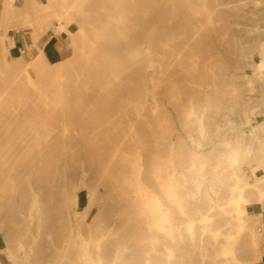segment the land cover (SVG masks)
<instances>
[{
	"label": "rangeland",
	"instance_id": "obj_1",
	"mask_svg": "<svg viewBox=\"0 0 264 264\" xmlns=\"http://www.w3.org/2000/svg\"><path fill=\"white\" fill-rule=\"evenodd\" d=\"M44 1L47 6L40 10L33 6L31 0V3L29 0L25 1L19 14L31 16L34 30L37 25L33 19L45 25L50 24L55 30L56 38L65 36L66 42L71 38L77 40L79 47L87 54V62H92L95 60H92V57H97L103 71H100L94 81L88 76L87 70H82V74L76 76L79 83L89 82L91 90L83 96L77 90L68 92H74L71 99L87 96V103L76 105L75 109L67 92H52L51 84L45 81L41 90L49 103L54 105L55 102L67 101L69 107L64 111L63 108L58 109L48 117L42 111H37L35 106H27L24 102L18 104L4 98L0 100V129L8 127L7 140L0 143V154L8 157L7 161L0 165V174L11 177V181L6 182L11 186L0 190L1 264H16L10 247H14L16 239L20 236L21 231L16 229L21 224L20 211H24V207L33 202L32 188L36 190L42 206V223L41 227L34 229L35 241L27 249V258L21 262L50 264L52 260L63 261L66 253L63 244L73 247L72 241L69 240L71 232L63 231L67 221L62 192L65 189L63 184L67 182L71 188H81L71 198L72 213L79 214L74 219L82 217V232L89 247H99L106 254L103 260L105 264L110 261L111 255L118 247L124 248L118 264H130L132 259L144 264L146 254L152 264H162L167 259L168 250L163 247L166 244L174 248L178 264H185L187 260L193 264H212L210 256L215 253L214 245L225 237L226 231L232 230L231 223L239 226L243 222L251 225L250 240L252 246L260 251V255L251 259V252L247 251L240 257L239 262L233 264H264V78L259 79L258 74H253L254 71L249 66V63L264 60V55H261V52L264 53V0H207L212 9L222 13L224 20L233 23L225 31L224 39L212 43L215 56L211 70L198 66L197 72L189 73L190 70L187 71L176 63L171 68L172 71H179L175 76L180 83L179 95L167 92L171 85L158 84L157 99L162 102L166 95L169 109L166 112H158L156 104L148 100L142 109V116L131 111L128 102L130 99L136 105H139L138 101L144 103L151 92V85L144 81V78L148 76L149 71H157L158 68L154 67L148 71L147 54L143 52L140 60H135L131 58L130 50L148 48L153 59L159 60L162 54L159 41L164 38L160 35L163 25L159 19L161 16H167L171 10L170 6H187V1L173 0L170 5L168 0H86L84 6L86 20L89 21L83 23L86 34L80 31L79 22L68 14H63V0ZM1 3L6 9L14 5L6 0H1ZM26 8L33 9L28 12ZM37 16H42L43 22L37 20ZM79 19L84 22L82 17ZM24 20L25 18L20 16L9 19V24L0 22V94L4 93L5 88H13L22 98L27 96L30 89L26 79L20 76L19 69L26 64V58L20 52L10 57L4 52L5 48H11L10 42L14 41V35L27 29L24 27L26 24H18ZM237 20L242 23L235 25L234 21ZM249 25L253 26L252 31ZM208 26L207 22L203 24L202 33H206ZM43 31L45 33L46 28ZM202 43L207 41L203 40ZM195 48L198 56H201V52L202 55L206 54L204 46L196 45ZM4 57L7 59L6 64ZM27 57L34 61L29 51ZM187 57L184 55L180 59L187 62ZM22 101L23 99L18 102ZM12 104H15L14 107ZM96 105L101 113L95 108ZM191 105L193 111L204 113L202 123L188 119L189 116L196 119L194 114H188ZM90 113L94 118L91 119L88 129H83L78 120L80 121L82 115ZM130 113L136 119V129L129 134V141L135 148L136 156L145 158L141 171L133 168V157L130 148L123 142V133L119 132L120 137L114 134L121 130L119 126H125ZM63 116L70 127L67 139L64 137V126L60 125ZM105 116L111 120V129L106 128ZM249 117L254 120L251 125H248ZM96 127L99 132L92 140L90 136ZM248 128L258 137L249 135L246 132ZM178 141L186 143L187 148L179 147L178 152L189 162L182 163L179 158H175V154L172 155L176 152ZM115 148L122 150L112 161L105 182H101L97 176L98 172H93L84 181L79 180L77 170L87 152L98 149L104 153L99 154L95 160L97 169L100 166L97 160L100 158L108 163V157H112L116 152ZM145 150L147 153L142 154ZM235 150L238 151L237 165L242 169L240 173L246 191L245 197L251 205L247 212H242L236 202H229L228 196L225 195L228 188L230 193L235 192V185L233 186V181L228 177L229 163L226 160V156ZM205 153L209 154L207 165L193 170L190 163ZM150 154L161 155L170 175H173L169 177L164 174L168 181L167 186L156 184L152 180L151 168L147 162V156ZM125 161H130L128 165H132V168L124 170ZM260 163L261 167L257 168ZM121 168L123 172L120 173ZM247 171H256L261 179L255 184L252 183L246 177ZM129 174L130 177L151 178V184H145L142 189L143 198L139 201H134L135 198H140L139 191L134 193L136 196H132L125 187L130 181L126 177ZM187 186L189 192L185 201L181 206L173 205L170 211L172 223L176 226L172 241L163 238L165 230L162 228L129 215L147 202L149 194H182ZM215 188L221 189V193H217L218 203L224 208H220V214H215V223H210V198L217 199V196L209 189ZM52 190L62 194L59 202L61 212L57 220L49 221L46 211L51 208V202L46 194ZM249 190L257 191V197H249ZM92 192L95 194L94 208L87 203ZM82 206L86 207L85 212ZM201 216L208 218L209 224L201 223ZM220 216L224 219H219ZM93 218L92 232L87 233L86 223ZM190 219L193 220L191 226L187 223ZM248 240L245 239L246 247ZM202 249L206 254L205 260L201 258Z\"/></svg>",
	"mask_w": 264,
	"mask_h": 264
},
{
	"label": "bare ground",
	"instance_id": "obj_2",
	"mask_svg": "<svg viewBox=\"0 0 264 264\" xmlns=\"http://www.w3.org/2000/svg\"><path fill=\"white\" fill-rule=\"evenodd\" d=\"M9 4H14V8L12 6L9 7V9H2V3L0 0V22L2 23V17L6 16L7 14L12 15L13 17H20L23 16L25 18L24 23L27 24L28 17H25V14H19L21 12V8L24 5L25 1L28 0H6ZM85 1L86 0H63L64 6H63V14H68L69 17L74 18L77 22L80 24V31L84 32V34L87 33L86 29L84 28L83 23H87L88 20H86V8H85ZM187 6H170L171 10L167 14V16H161L160 22L163 25L161 28V34L164 36L163 39H161L159 42L161 44V50L162 54L160 56L159 60H154L152 57V53L150 49L146 48L144 50L139 49H132L130 50V56L131 58L135 60H140L142 57V53H146L147 59V70H151L154 67H157V71H149L148 76L144 78V81H148L151 85L150 93L147 96V99L144 100V103L138 101L136 105L132 103V101L129 99L128 104L131 107V111L136 112V115L142 116V109L144 108L145 103L147 101H153L154 104H156V109L158 112H166V110L169 109L170 104L167 103V96L164 95L162 102L158 101V93L156 92L157 85L161 84H169L171 85L169 91L170 94L179 95V91L181 88H179V81L177 80L176 74L179 72L177 69L174 71L172 66H174L176 63L180 64L181 67H184L189 73H195L199 70L200 67H206L209 71L211 70V66L214 62V52L213 50V44L219 42L220 39L225 38V31L229 29V27L233 23H228L226 20H224L222 13L217 12V10H214L211 8V6L208 5L207 0H186ZM217 1V0H216ZM33 3V6H36L40 9H45L46 2L44 0H31ZM168 4L172 5L173 0H168ZM11 10V11H10ZM217 13V14H216ZM40 17V16H39ZM79 17H82L84 22H80ZM40 18H43L42 16ZM209 25L206 33H202L201 28L203 27V24L206 23ZM89 23V21H88ZM242 23L240 20L234 21L235 25H239ZM259 28V27H255ZM249 29L252 31L253 26L249 25ZM59 30V29H57ZM218 35V36H217ZM219 37V38H218ZM207 41V43L203 44L202 41ZM28 42L29 38L27 35L18 33L17 37L14 39V41L11 44V48L14 52L23 53L26 58V64L22 67L20 76L26 79L28 84L30 85V89L27 91V96L25 98H22L20 95L15 93V90L13 88H5L4 93L0 94V100L7 99L9 101H16L18 104H21L24 102L27 106H35L37 111H42L46 117L48 115L53 114L58 109L61 110L69 109L67 101L65 102H55L54 105H51L47 97L44 96L41 87L42 84L49 79L48 76H46V72H44L43 67L40 65L39 61H33L27 57V48H28ZM196 42V43H195ZM198 45V47H205L206 54L201 56H198L195 53V47ZM264 46V44H262ZM164 51V52H163ZM243 53V52H241ZM187 57L188 61L183 62L180 59L181 57ZM261 55H264L263 52H261ZM95 57V56H94ZM202 57V58H201ZM6 60H4V64H6ZM89 64V66H91ZM199 66V68H198ZM249 66L252 67L254 73L258 74L259 79L264 78V60H260L259 62L255 63H249ZM4 69L7 72L6 67L3 65ZM198 68V69H197ZM4 98V99H3ZM21 99H23L22 102H18ZM40 99V100H39ZM15 103V102H13ZM83 102L79 99H73L71 101V105L74 106L73 109L77 108L80 104ZM15 104H12L14 107ZM77 105V106H76ZM132 105V106H131ZM72 110V109H71ZM188 114H194L196 119H192L190 116L188 119L192 121H199L202 123L204 121V113H198L196 111H193V106H190V109H188ZM94 118L93 114H87L82 115L80 121L78 120V124L83 129H86L91 124V119ZM7 122V121H6ZM105 122H106V128L111 129V120L107 116H105ZM254 120L249 117L248 119V125L253 124ZM60 125H62L64 131L66 134L64 137L67 139L69 137V134L67 132L70 130L69 124L67 123V120L63 116V121H60ZM202 126V125H201ZM121 130L124 131H116L114 132L115 135L121 136L119 132H122V137L124 139V144H127L128 147L131 150V156L133 157L135 161L136 168L140 170L142 164L140 158L136 156L135 148L130 143L129 134L132 133L136 129V119L132 115V113L129 114L127 121L125 123V126L121 128ZM261 128V126L258 128V130ZM88 129V128H87ZM113 130V128H112ZM0 143L5 142L7 140V131L8 127L5 126V128L0 129ZM99 129L96 127L93 129V135L90 137L93 138L98 134ZM249 135L252 134L255 138L258 137L257 134H254L252 131H250V128L246 131ZM143 133V132H142ZM145 136V134L143 133ZM129 142V143H128ZM118 145V144H117ZM185 149L187 148L186 143L182 141H178L177 149L175 153V158H179L182 163L189 162L185 156L181 155L178 152V148ZM116 152L113 154L112 157H108V163L102 161L100 158L97 160L99 163V167L95 168V160L97 157H99V154H104L102 152H99L98 149H92L89 152L85 154V159H81L80 161V167L77 170L78 172V178L80 181H84L89 175H92V173L98 172V177L101 180V182H105L107 178V174L109 171V167L111 166L112 161L121 153L122 148L116 149ZM1 153V152H0ZM237 156L238 151L235 150L231 154L226 156V160L228 164V170H229V179L233 181V186L235 188V192H237V202H238V208L242 212H247L250 210V202L247 200L246 191L243 188L242 183V177H241V167L237 165ZM208 157L209 154L205 153L203 154L198 160L191 162V167L193 170L197 169L198 167H204L208 163ZM0 165L3 162L7 161L8 157H5L4 155L0 154ZM105 158V156H104ZM181 163V164H182ZM261 167L258 165L257 168ZM247 168V167H246ZM245 168V169H246ZM96 169V170H95ZM1 173V172H0ZM246 177L249 179V181H252V183H256L261 178L257 176L256 171H247ZM7 181H11V177L4 176L3 173L0 174V190L2 188L11 186L6 184ZM65 182V181H64ZM213 185H210V187ZM65 188V189H64ZM63 197L62 199L65 202L64 205V214L66 218V228L63 227V231L71 232L70 241H72L73 247L70 248L68 245L63 244V250L66 251L64 254L63 261L60 260H52L49 263L50 264H105L103 260L106 258V254L97 247L96 249H92L89 247L88 240L84 238L81 226V218L80 219H74V217H78L79 214L72 213V203L71 198L72 196H75L81 188L78 187H70L69 182L66 184H63ZM214 196H217L221 193V189L212 190ZM208 190V191H209ZM226 194H229V188L226 189ZM189 192L188 186L185 188L184 193H167V194H157L152 193L148 195V198H146V203L144 205L139 206L140 209L130 213L129 215L131 217L136 218H142L143 220H146L148 224H155L158 228H162L165 230L163 232V238H166L169 241H172L174 238L173 231L176 229V226L172 223L171 220V214L170 211L172 209L173 205H179L181 206L182 202L185 201V196ZM251 192L248 191L247 194L249 197H251ZM31 194L33 198V202L29 206L24 207V211H20L19 217L21 218L19 224L17 226V230L21 231L20 236L16 239V242L14 244V247H10L11 255L13 259L16 261V264H22L21 260H24L27 258V249L30 246V244L35 241V235H34V229L41 227L42 223V217H41V209L42 206H40V201L38 199V195L36 193V190L34 188L31 189ZM61 192L56 193L54 190L49 191V193L46 194V197L51 202V208L46 211L47 219L49 221L57 220L58 215H60L59 212H61V204L60 202V196ZM94 193L92 192L90 196L87 199V203L89 206H92L94 208L95 206V197ZM215 198H210L212 202L210 203V215H211V221L210 223H215V214H220L221 212V206L220 203H218V196ZM229 200V198H228ZM221 201V200H220ZM91 204V205H90ZM83 207V212H85L86 207ZM264 207V205H263ZM91 209V208H90ZM63 210V206H62ZM14 213V211H11ZM82 212V213H83ZM214 212V213H213ZM81 213V214H82ZM61 220V216H59ZM230 218V217H229ZM63 222L64 217L62 216ZM219 219H224V217L220 216ZM228 220V218H225ZM75 220V221H74ZM93 219H91L88 223H86L87 233H91V229L93 227ZM200 222L204 225H207L208 218H205L204 216L200 217ZM74 222V223H73ZM188 225L191 226L193 223V220L187 221ZM234 223V222H233ZM64 224V223H63ZM232 230L226 231L225 237H223L221 240H219V243L214 245L215 253L210 256L212 264H233V262H239L240 257L244 256L245 253L251 252V255L249 256L251 259L257 258L260 255V251L255 249L252 246L251 236V225L248 222H243L239 226H235L231 223ZM217 230V229H215ZM33 233V235H32ZM32 235V238L30 240V237ZM245 239H249L248 245L246 247ZM166 250H168V253H166L167 259L162 264H178V261L175 258V252L174 248L171 245H164L163 246ZM206 248V247H204ZM155 249V248H154ZM124 248L118 247L113 254L111 255L110 261L106 264H118L122 255ZM205 251L202 249L201 258L205 260ZM250 262V261H249ZM1 264V262H0ZM128 264V263H124ZM130 264H141L139 261L132 259ZM144 264H152L150 261V258L146 254ZM185 264H193L191 261L187 260ZM252 264V263H251Z\"/></svg>",
	"mask_w": 264,
	"mask_h": 264
},
{
	"label": "crops",
	"instance_id": "obj_3",
	"mask_svg": "<svg viewBox=\"0 0 264 264\" xmlns=\"http://www.w3.org/2000/svg\"><path fill=\"white\" fill-rule=\"evenodd\" d=\"M30 2V0H29ZM31 3V2H30ZM2 9L4 10L5 7L2 6ZM9 9V8H8ZM33 8H26V10L28 12L32 11ZM8 16L12 17L14 19V17L10 14H7L6 16H3L1 19V21H5L6 24H9V19H12L11 17L8 18ZM38 18H36L37 20H40L43 22V18H40L39 16H37ZM33 22L37 25L35 26V30L33 28V24H32V20H31V16H28V22L26 23H18L19 25L22 24H26L27 26H24L27 29H24L22 31H20L19 33L25 34L28 36L29 38V42H28V48H29V53L33 56L34 61H39L40 65L43 67L44 72H46V75H49V79L47 80V82H49V84H51V90L52 92H55V90H63V92H67V95H70V99L71 97H73V93L71 92L70 94H68V92L70 91H74L77 90L78 93L80 95H84L86 93H88L89 90H91V86L89 84V82H78L76 76L82 74V70H87V74L89 77H91L93 79V81L98 77L100 71H103V66L100 64L99 60L97 59V57H92V60L95 58V60H93L92 62H87L88 61V57L87 54L85 53L84 50L81 49V47H79V45L77 44L78 41L74 40V38H71L69 42H66L67 39L65 36H61L60 38H56V34H55V30H53L50 27V24H42L41 22H35L33 19ZM13 25V24H12ZM42 25H45L42 27ZM29 26V27H28ZM46 28V31L44 33L43 29ZM17 33L14 35V39L17 37ZM13 40L10 42V47L12 44ZM12 49L7 47L5 48V52L4 54L8 55L9 57L13 54L14 56L17 54L16 52H12ZM27 51V52H28ZM5 60L7 61L6 57H4ZM7 63V62H6ZM91 66H89V64H91ZM25 65V64H24ZM23 65V66H24ZM16 66V65H15ZM22 66V67H23ZM22 67H19V69L21 70ZM17 68V67H16ZM63 94V93H62ZM84 96L83 98L81 97H75L73 99H79L80 101H82L83 103H87L86 99ZM69 99V100H70ZM71 99V100H73ZM89 101H93L92 99ZM81 106V104L79 105ZM98 112L101 113V110H99L98 105H96V107ZM99 115V114H98ZM101 115V114H100ZM142 154H146L147 151H143L141 152ZM141 154V155H142ZM138 157V156H137ZM141 160V164L142 161H144L145 158H141L138 157ZM127 160V159H125ZM134 161V159H133ZM130 161H125V165H124V170H126V168H132V165H128ZM147 162L151 168V178L152 180L159 185H163V186H167V179L164 178V174L166 173L169 177H173V175H170V170L167 167L166 163L164 162V159L162 158L161 155L159 154H150L147 156ZM143 166V164H142ZM142 166L140 168V171L142 169ZM134 169L136 168L135 165V161H134ZM137 169V168H136ZM138 170V169H137ZM119 172H123L122 168L119 169ZM128 174V173H127ZM126 174V175H127ZM128 179H130V181L128 182L126 189L127 191L130 192V194H133L132 196H136V194H134L135 192L139 191V196L140 198H135L134 201H136L138 199L141 200V198H143V195L141 194V192H143V188L145 186V184L150 183L151 182V178H149V176H145L143 177H137V176H132L130 177V174L128 176H126ZM142 178L144 179L142 181ZM151 184V183H150ZM251 192V190H249ZM248 192V191H247ZM257 191H252L250 194L253 197H257L256 193ZM225 195L228 196L229 198V202L234 203L237 202L234 201L233 199L237 198V192H229V194L225 193ZM229 202L226 204L228 205ZM223 206L221 207V209L223 210ZM228 211V209H227ZM233 217V216H230Z\"/></svg>",
	"mask_w": 264,
	"mask_h": 264
}]
</instances>
